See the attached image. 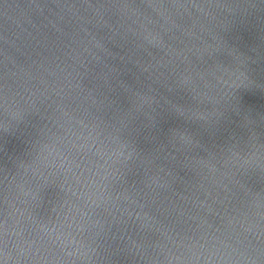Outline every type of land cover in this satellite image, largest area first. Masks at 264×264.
Returning a JSON list of instances; mask_svg holds the SVG:
<instances>
[{
  "label": "water",
  "instance_id": "95a60500",
  "mask_svg": "<svg viewBox=\"0 0 264 264\" xmlns=\"http://www.w3.org/2000/svg\"><path fill=\"white\" fill-rule=\"evenodd\" d=\"M0 264H264V0H0Z\"/></svg>",
  "mask_w": 264,
  "mask_h": 264
}]
</instances>
